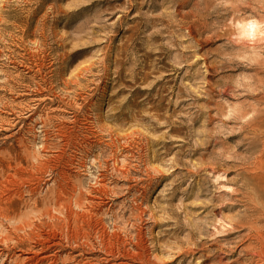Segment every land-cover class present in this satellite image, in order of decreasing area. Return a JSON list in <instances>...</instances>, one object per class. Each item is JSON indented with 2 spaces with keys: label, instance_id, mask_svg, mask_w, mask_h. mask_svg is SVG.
I'll use <instances>...</instances> for the list:
<instances>
[{
  "label": "rangeland",
  "instance_id": "obj_1",
  "mask_svg": "<svg viewBox=\"0 0 264 264\" xmlns=\"http://www.w3.org/2000/svg\"><path fill=\"white\" fill-rule=\"evenodd\" d=\"M26 257L264 264V0H0V264Z\"/></svg>",
  "mask_w": 264,
  "mask_h": 264
},
{
  "label": "bare ground",
  "instance_id": "obj_2",
  "mask_svg": "<svg viewBox=\"0 0 264 264\" xmlns=\"http://www.w3.org/2000/svg\"><path fill=\"white\" fill-rule=\"evenodd\" d=\"M260 25V22H258L257 20H251V21H245V22H240L237 24V31H238V35L239 36H242V39L244 37L247 38V37H251V35H256L258 32L262 31L259 27ZM9 202V201H8ZM8 206V205H7ZM9 207V206H8ZM8 209V208H7ZM10 209V207H9ZM8 209V210H9ZM9 212V211H8ZM46 242V241H45ZM51 242V241H50ZM53 244V243H52ZM45 245V244H44ZM55 246V245H53ZM45 247V246H44ZM52 247V246H51ZM34 250V249H33ZM47 250V249H46ZM31 251V250H30ZM43 251H45L43 249ZM28 254V253H27ZM29 255V254H28ZM34 253H31V256H33ZM42 255V254H41ZM50 256V255H49ZM35 258V257H34ZM45 258V257H44ZM25 261L27 263H31L34 261V259L32 257H26L25 258Z\"/></svg>",
  "mask_w": 264,
  "mask_h": 264
}]
</instances>
